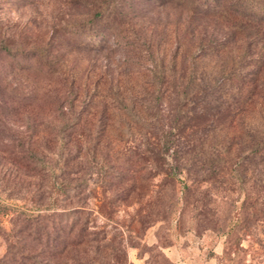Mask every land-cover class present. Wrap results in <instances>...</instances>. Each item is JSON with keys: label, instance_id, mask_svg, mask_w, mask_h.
Masks as SVG:
<instances>
[{"label": "trees", "instance_id": "obj_1", "mask_svg": "<svg viewBox=\"0 0 264 264\" xmlns=\"http://www.w3.org/2000/svg\"><path fill=\"white\" fill-rule=\"evenodd\" d=\"M80 1L92 4L87 0H77V3ZM103 4L84 23L65 29L64 34L56 32L42 44L22 47L0 43V137H7L6 141L1 138L0 141L14 142L16 146L13 148L11 144L10 162L27 167L31 160H38L42 175L52 180L50 186L57 195L70 197L68 184L56 180L61 174L44 162L46 146L48 143L56 147L75 145L76 119L83 111L88 112V101L96 98L101 129L106 122L100 118L108 119V110H121L127 126L146 119L145 126L142 122L136 128L151 129L140 133V143H129L125 152H121L122 171L116 177L120 182H128L125 198L139 189L138 178L146 181L153 175L149 170L145 173L141 170L146 167L155 170L156 161L166 164L168 172L160 170L162 174H170L182 182L183 197L197 184L206 182L201 193L205 201L216 190L231 189L230 183L245 182L249 177L250 190L241 186L242 196L237 207L241 216L235 221L245 230L264 224V114L258 117L256 125L246 120L255 103L251 96L263 90L264 0H103ZM166 4H174L186 13L181 31L173 34L170 44L154 38L152 28L144 32L147 26L139 25L147 7ZM208 16L223 20L225 34L210 36L206 41L205 36L195 39L190 32L192 28L195 30L193 23ZM123 23L131 25L133 38H125L120 47L125 48L127 55L130 50L127 57L138 67L144 85L124 86L115 81L101 87L95 82L89 86L92 64L83 70L64 67L63 59L70 47L92 49L101 45L98 48H102V43L111 36L118 41L123 34L119 35L117 25ZM140 33H143L142 47L136 46ZM235 36L242 40V49L230 59L223 57L227 38ZM193 47L195 50L190 53ZM208 57H215L210 68L204 63ZM187 58L191 62L182 71L180 64ZM22 69L60 83L66 109L62 112L75 116L73 121L62 120L54 130L56 138L39 139L44 148L38 149L40 155L36 154V146L25 143L5 125L20 105L32 101L30 93H21L13 82L16 71ZM78 98L80 105L74 112V101ZM261 99L264 107V98ZM163 100L171 102L166 123L161 121L159 108ZM60 103L55 107H61ZM77 212L74 206H68L18 215L12 231L16 242L9 243L0 255V264H123L125 258H120L125 251L107 242L106 231L89 230L87 217L80 220Z\"/></svg>", "mask_w": 264, "mask_h": 264}, {"label": "rangeland", "instance_id": "obj_2", "mask_svg": "<svg viewBox=\"0 0 264 264\" xmlns=\"http://www.w3.org/2000/svg\"><path fill=\"white\" fill-rule=\"evenodd\" d=\"M87 1L92 4L86 1L77 3V0H0V43L26 47L42 44L56 32L64 34L65 29L84 23L92 11L105 5L103 0ZM144 14L139 21L140 27L147 26L144 32L152 28L154 38H161L163 43L170 44L173 34L181 31L186 13L174 4H166L149 6ZM193 24L195 30L192 28L190 32L194 33L195 39L205 36L206 41L210 36L225 34L224 22L220 17L198 18ZM130 27L124 23L117 25L119 35L123 36L118 37V41L109 37L102 43V48H98L101 45L92 49L70 47L63 59L64 67L83 70L87 64H92L89 71L92 79L89 76L87 83L89 86L95 82L101 87L115 81L124 86L133 83L144 85L138 67L127 57L130 50L127 55L125 48L120 47L125 38H133ZM143 33L136 39L138 47L143 46L140 40ZM241 49L242 40L237 36L229 37L222 56L230 59ZM194 50L195 47L190 53ZM205 60V67L210 68L215 57ZM190 62L188 58L182 60L181 70L184 71ZM140 65L143 63L140 62ZM261 76L263 90L251 96L255 103L246 115V120L254 125L258 124V117L264 114L261 99L264 98V70ZM13 82L17 83L21 93H30L32 101L20 105L14 115H9L5 125L25 143L36 146V151L42 150L43 143L39 139L56 138L54 130L62 120L73 121L75 116L65 112V98L60 95L62 87L56 80L49 81L41 74L22 69L16 71ZM58 101L61 107L56 108ZM88 102V112L83 111L76 119L75 145L70 143L56 147L48 143L46 146L44 162L52 166L55 173L61 174L56 180L68 184L67 194L70 197L67 199L60 193L57 195L50 186L52 180L42 175L38 160H31L27 167L21 163H11L9 152L16 146L14 142L3 143L7 137H0L3 140L0 141V255L9 243L16 242L12 231L18 215L37 209L60 210L74 206L80 220L87 217L89 230L106 231L107 242L113 248L119 246L125 251L120 258H125L123 264H173L163 253V246L176 243L193 245L192 250L202 257L205 253L211 254V249L219 242L222 250L215 264H264V224L245 230L235 221L241 216L237 208L242 196L241 186L244 190H250L249 173L247 181L236 180L230 183L231 189L211 191V198L205 201L201 193L206 182L197 184L183 197L180 191L182 182L170 174H162L160 170L167 171L166 164L156 161L153 164L155 170L147 167L141 170L143 173L149 170L153 175L146 181L138 178L139 189L125 198L124 188L128 182H120L116 177L122 171L121 152H125L124 148L129 143H140V133L151 129L136 128L141 127L142 122L145 126L146 119L138 124L125 125L121 110H108V119L100 118L106 122L105 128L101 129L96 111L98 99L91 98ZM79 105L80 98L74 101V112ZM170 106L171 102L165 100L159 105L162 122L166 123ZM36 154L40 155V152ZM71 156L74 158L70 159Z\"/></svg>", "mask_w": 264, "mask_h": 264}, {"label": "crops", "instance_id": "obj_3", "mask_svg": "<svg viewBox=\"0 0 264 264\" xmlns=\"http://www.w3.org/2000/svg\"><path fill=\"white\" fill-rule=\"evenodd\" d=\"M163 253L173 264H215L217 255L221 253L222 244L221 242L217 243V245L211 249L212 253L205 255H201L200 257L197 253L194 252L193 245H180V243L169 244L163 246ZM197 251L200 249L197 248Z\"/></svg>", "mask_w": 264, "mask_h": 264}]
</instances>
